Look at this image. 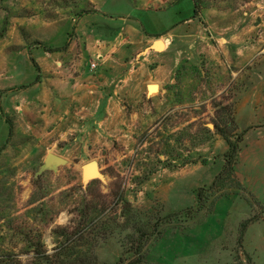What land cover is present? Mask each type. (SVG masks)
<instances>
[{
	"label": "rangeland",
	"instance_id": "rangeland-1",
	"mask_svg": "<svg viewBox=\"0 0 264 264\" xmlns=\"http://www.w3.org/2000/svg\"><path fill=\"white\" fill-rule=\"evenodd\" d=\"M200 4L193 18L192 0H0V264L56 262L45 258L73 237L96 264H128L138 245L142 264H264V203L238 158L217 178L228 150L217 128L246 134L250 111L238 120L237 104L264 96V0ZM83 18L101 38L125 22L169 37L189 21L167 55L173 100L132 136L100 137L79 117L93 112L82 98L96 67ZM49 153L67 164L39 173ZM92 160L103 178L85 184Z\"/></svg>",
	"mask_w": 264,
	"mask_h": 264
},
{
	"label": "crops",
	"instance_id": "crops-1",
	"mask_svg": "<svg viewBox=\"0 0 264 264\" xmlns=\"http://www.w3.org/2000/svg\"><path fill=\"white\" fill-rule=\"evenodd\" d=\"M188 22L186 20L177 26L169 37L164 34L150 35L125 22L121 29L109 26L107 32L100 33L104 36L101 38L96 36L84 18L79 21L78 38L81 37L82 26H88L92 32L93 42L90 46L92 62L96 64L92 68L95 84L91 94L82 98L83 106L92 104L93 112L83 111L79 117L88 119L91 116L94 130L100 137H113L120 131L132 136L138 125L143 126L146 121L155 119L161 105L172 102L167 86L176 83L178 64L172 56L167 55L178 33L175 30L179 31ZM156 41L161 42L160 50L153 49ZM134 57H138L135 62L131 59ZM150 87L155 91L150 92ZM125 104L142 106L143 109L134 110L129 115L123 110L120 114V107ZM244 107L250 111L252 119L249 125L253 128L245 134V144L238 155L237 172L245 188L264 203V96L239 102L236 107L237 119L240 109ZM254 115L256 121L253 120ZM120 120L123 126L119 127ZM241 165L248 170L247 174L240 170Z\"/></svg>",
	"mask_w": 264,
	"mask_h": 264
},
{
	"label": "trees",
	"instance_id": "trees-1",
	"mask_svg": "<svg viewBox=\"0 0 264 264\" xmlns=\"http://www.w3.org/2000/svg\"><path fill=\"white\" fill-rule=\"evenodd\" d=\"M194 4V15L193 18H197L200 15L201 12V4L200 0H192ZM71 39H68L66 45L64 48H67L68 45H70ZM33 63L34 60H33ZM35 67L38 69L37 64L35 63ZM218 133L223 137V139L226 141L228 145V150L224 154V160L225 165L222 170V172L219 173L218 177H221L223 173H226L227 175H234L235 171V165L238 158V154L241 149V143L244 139V132H241L236 136V140H232V137L228 134V132L225 129H222L220 127L217 128ZM234 131H237V128H235ZM81 233V232H79ZM75 235H78L75 233ZM82 237V233H81ZM77 238H71L68 240V242L64 245H61L55 249V253L51 256H47L45 259H47V263L51 262L53 258H57L56 262L49 263V264H96V255L91 253L90 250L86 252H80L76 251L77 245H76ZM143 246L138 245L137 248L134 249L135 258L130 261L128 264H142L143 263V255H142ZM51 258V259H50Z\"/></svg>",
	"mask_w": 264,
	"mask_h": 264
},
{
	"label": "water",
	"instance_id": "water-1",
	"mask_svg": "<svg viewBox=\"0 0 264 264\" xmlns=\"http://www.w3.org/2000/svg\"><path fill=\"white\" fill-rule=\"evenodd\" d=\"M162 48L161 42L156 41V44L153 49L160 50ZM67 164V160L55 155L53 153H49L42 166L40 167L39 173L47 170H53L56 171L57 168L61 165ZM91 177H96V178H103V175L100 173L98 164L95 160H92L82 166V178L83 182L87 184L90 180Z\"/></svg>",
	"mask_w": 264,
	"mask_h": 264
},
{
	"label": "built area",
	"instance_id": "built-area-1",
	"mask_svg": "<svg viewBox=\"0 0 264 264\" xmlns=\"http://www.w3.org/2000/svg\"><path fill=\"white\" fill-rule=\"evenodd\" d=\"M92 67H95V64H92Z\"/></svg>",
	"mask_w": 264,
	"mask_h": 264
}]
</instances>
